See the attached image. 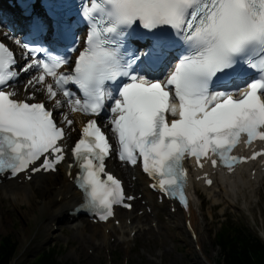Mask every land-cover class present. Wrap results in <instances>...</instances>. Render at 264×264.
I'll list each match as a JSON object with an SVG mask.
<instances>
[{"label": "snow or ice", "instance_id": "obj_1", "mask_svg": "<svg viewBox=\"0 0 264 264\" xmlns=\"http://www.w3.org/2000/svg\"><path fill=\"white\" fill-rule=\"evenodd\" d=\"M78 16L86 31L74 59L24 43L21 66L0 43V173L58 171L66 129L74 123L63 112L64 126L58 123L55 111L65 106L97 118L110 112L117 147L97 119H88L71 148L82 206L102 221L125 199L121 181L105 168L113 152L140 165L165 194L180 190L185 205V158L232 171L264 154H230L241 141H264V0H82ZM33 26L37 33L49 28L39 18ZM57 29L65 34L59 21ZM133 37L147 41L143 50ZM173 60L165 79L152 78L158 63ZM32 70L39 71L26 89L35 91L26 99L6 90ZM233 80L245 86L231 87ZM41 89L47 100L33 102Z\"/></svg>", "mask_w": 264, "mask_h": 264}, {"label": "rangeland", "instance_id": "obj_2", "mask_svg": "<svg viewBox=\"0 0 264 264\" xmlns=\"http://www.w3.org/2000/svg\"><path fill=\"white\" fill-rule=\"evenodd\" d=\"M22 82L23 79L20 83ZM57 176L59 173L51 174L44 179H54ZM130 179L132 181L133 177ZM140 181L138 179L139 187L144 188L143 181H141L143 185ZM251 184L244 190H237L236 195H230L229 198L217 196L219 204L214 208H211L212 202L207 199L205 193L195 188L196 199L201 207L199 216L203 244L201 254L195 251L193 243L184 234L181 228L182 222L178 221L177 217L169 216L170 207L157 204L155 197L151 195L142 197L138 201V206H134L130 212H123L122 215L129 218L128 221H132L135 215L142 216L143 203L148 199L150 203L146 208L143 227L151 228L155 235L146 234L141 230L124 242L123 233L117 228L110 237V245L102 244L98 250L100 237L91 241L89 236L91 232L100 228L99 225L78 217L74 220L76 222L74 224H85L87 231L84 233L70 229L73 224L71 222L57 220L49 226L46 215H42L36 209L32 211L30 219H26L21 215L20 209L5 195V191L0 190V235L10 236L18 243L14 257L15 264H25L28 259L47 247L55 248L58 260L62 264H202L204 262L223 264L219 262V248L214 244V233L219 229L222 221L233 220L248 227L253 234L255 232L264 234V180ZM34 190L38 196L36 185ZM136 193L135 190L134 195L138 198L141 193ZM33 216L35 217L32 218ZM156 216L159 218L158 223ZM116 222H119V218ZM116 222L111 220L110 225H116ZM49 229L52 235L50 234L47 239L46 234Z\"/></svg>", "mask_w": 264, "mask_h": 264}, {"label": "bare ground", "instance_id": "obj_3", "mask_svg": "<svg viewBox=\"0 0 264 264\" xmlns=\"http://www.w3.org/2000/svg\"><path fill=\"white\" fill-rule=\"evenodd\" d=\"M4 10L5 7H4ZM9 15V14H8ZM7 22L11 23L9 18H7ZM18 34L15 33L14 30L7 31L2 26V23H0V38L11 43L14 48L17 50V56L20 61V65L23 66L22 60L25 58L24 53L19 49V44L16 43V38H18ZM37 73H35L33 70L28 73H23L25 84L26 81L32 78V76H35ZM22 83V84H23ZM23 85H15L10 88L11 91H14L15 93L20 94V98L25 99L28 96V92H33L35 89L28 88L27 91H23ZM17 95V94H16ZM46 97V93L41 89L40 92L36 94V98L44 100ZM49 107L52 108L53 104L52 102L47 103ZM67 113L69 118L73 120L74 126H81L84 124V122L88 119H91L90 117L84 116L82 113L79 112H70L68 107L65 106L63 109H56L55 115L60 124H62L61 120V113ZM80 133V130H76L74 134L70 133V128H67V136L66 139L62 142L64 147H67L72 143V141L75 139V137ZM109 164V171L114 172L115 170L118 172L119 175L124 177V183L126 186V189L128 191V194L133 195L134 191L136 190L137 193L141 191L144 192L145 195L150 194L149 190L147 189L145 185V189L139 187L138 180L131 181L130 176H136L137 179H140V177L137 174V171L135 169L128 170L129 174L126 172L125 169H121V164L117 165L113 162L108 163ZM255 167H252L251 170H255ZM250 172V171H249ZM59 173V176H57L54 179H44L46 176H50L51 173L48 174H42L38 173L34 175L30 180L25 179L23 175L18 176L17 178L13 180H3L0 183V190L5 191V195L12 200V204L14 206H17L20 209L21 215L26 218L30 219V215L32 214V211L34 209L38 210L42 215H46V222L49 226H52L55 221L58 219L65 222L73 223L71 225L72 230L76 231H87L85 224H74L76 223L74 221L75 217H72L68 214V210H70L69 207H73L75 204L79 203L81 201V195L79 192L76 191L74 184H73V177H74V169H68L66 163H62V165L59 167V170L57 171ZM249 175L245 174L244 170H241L240 172H237L236 174L229 176V177H221L216 176L214 178V184L211 187H206L202 184L201 181H195L194 177L192 179V183L190 185V190L193 191L196 186H199L202 191L205 193L207 199H210L212 202L211 208H214L219 201V196L223 197H230V195H236L237 190H244L247 187H250L251 180ZM262 173H257L256 177L253 179L256 183L260 180H263ZM37 186L38 189V196L36 195V190H34V186ZM217 190V191H216ZM258 191H255L257 193ZM218 196V197H217ZM152 201V199H151ZM137 200L133 201V203H136ZM177 207V206H176ZM68 208V209H67ZM145 208V207H144ZM253 208V207H252ZM72 209V208H71ZM177 211L175 214H173L175 217H177L178 221L182 222V230L184 234L190 239V242L193 243L195 251H200L201 248L203 249L202 244V235H201V225H200V211L201 207L198 204V201L195 198V192L193 196V201L188 209V212H184L179 207L176 209ZM173 216V217H174ZM33 216L32 218H34ZM1 218V216H0ZM119 218L120 219V226L118 227L120 231H122V240L126 242L128 241V236L131 235L133 232H139L143 230L144 233L149 235H155V232L151 228L143 227V219L146 218V214L142 216H134L131 223L127 222L126 219L123 216H120L119 213L116 214L115 220ZM74 221V222H73ZM110 222V221H109ZM107 222L106 224H100L99 229L97 231L91 232L89 236V240L95 241L98 237H100V244L98 246V250H100V245L103 244V246L107 245L109 246V240L111 235L115 233L117 230V227L110 225V223ZM159 222V218H158ZM190 223V228H188L187 223ZM79 225L81 227H79ZM109 229V231H108ZM48 230L46 234V238L48 239L49 236L52 234ZM51 234V235H50ZM175 237V235L173 234ZM154 238H152L153 240ZM95 249L96 246H93ZM202 263V262H201ZM207 264V263H202Z\"/></svg>", "mask_w": 264, "mask_h": 264}, {"label": "trees", "instance_id": "obj_4", "mask_svg": "<svg viewBox=\"0 0 264 264\" xmlns=\"http://www.w3.org/2000/svg\"><path fill=\"white\" fill-rule=\"evenodd\" d=\"M215 244L223 264H264V243L248 228L236 223H221L215 234ZM17 242L10 236H0V264H11ZM25 264H60L54 248L36 254Z\"/></svg>", "mask_w": 264, "mask_h": 264}]
</instances>
